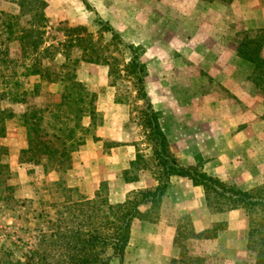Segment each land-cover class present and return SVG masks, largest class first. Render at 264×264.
<instances>
[{"label":"rangeland","instance_id":"obj_1","mask_svg":"<svg viewBox=\"0 0 264 264\" xmlns=\"http://www.w3.org/2000/svg\"><path fill=\"white\" fill-rule=\"evenodd\" d=\"M250 39L247 55L253 58L248 51L261 48L258 57L264 60V0H0V264H143L132 247L126 252V245L120 260L110 245L90 236L111 233L116 213L108 206L156 188L132 190L119 201L123 190L106 179L92 193L96 182L83 180L78 153L90 141H103L114 179L165 182L146 103L166 140V156L177 166L196 167L260 203L222 211L216 202L212 208L206 204L198 220L171 214L165 221L177 228L178 256L168 264H262L264 83L253 76L255 65L237 52ZM226 43L243 59L238 71L249 70L244 82L255 94L254 108L205 70L208 60L220 69L209 49ZM228 52L224 59L232 56ZM134 59L142 68H132ZM193 83L251 119L235 126L183 117L188 131L213 134L209 147L220 135L226 137L222 144L238 145L228 171L221 167L209 174L212 158L198 155L194 164L184 165L171 151L163 126L171 133L179 116L167 105L177 102L189 110L196 98ZM161 104L165 110H159ZM226 109L217 108L212 119H222ZM108 124L110 130L103 131ZM120 129L124 134L117 139L104 138ZM242 131L241 139H232ZM162 200L158 206L141 204L132 224L160 220Z\"/></svg>","mask_w":264,"mask_h":264},{"label":"crops","instance_id":"obj_2","mask_svg":"<svg viewBox=\"0 0 264 264\" xmlns=\"http://www.w3.org/2000/svg\"><path fill=\"white\" fill-rule=\"evenodd\" d=\"M232 49V56L227 59H224L226 53H229ZM210 55L215 56V59H220V69L216 68L214 63H211L208 60L206 64V72L213 78L219 79V83L228 90L231 89V93L241 100L243 103H249L252 101V106L254 108V97L255 94L252 92L251 88L246 86L244 82L248 77L249 70L246 74H242L238 71V65L242 64L243 59L237 56V53L233 51L232 44L224 45L222 48L209 49ZM215 50V51H214ZM217 50V51H216ZM215 52V53H214ZM232 62L231 65L229 64ZM225 60V61H224ZM245 66V65H244ZM251 70V67H249ZM234 75L240 78L235 79ZM233 76V79L229 78ZM162 84V83H161ZM190 85V91L196 92V98L191 97L189 102V110L183 109L182 106L178 105L176 102L167 105L168 108H172V114L179 116V121L174 125L173 131L170 133L163 126V121L167 119L166 112H164L163 121L161 125L163 126L164 133L169 140L171 151L177 155L178 160L183 161L181 163L185 164H194L198 155L208 156L212 158L209 162L208 170L206 171L209 174L216 172L215 170L223 168V170L228 171L233 168V152L234 149L237 151V146L233 142H224L222 144L224 135H220L217 138L216 145L211 147L208 146V142L215 141L213 134H208L206 136L204 129L201 132L188 131L189 129L185 128L182 124V120L186 117L188 121L193 118L197 119L198 123L206 122H216V123H234L235 126L244 124L245 122L251 123V119H246L244 112H231L229 111L228 101L225 99L214 100L209 92H204L200 85L193 83ZM231 84V85H230ZM163 89V84L161 85ZM247 99V100H246ZM228 104V105H227ZM166 105V104H165ZM159 110H165L164 106L158 105ZM222 107L227 108L224 112L222 119H212L215 114V110L221 109ZM252 108V107H251ZM253 114V112H250ZM184 117V118H183ZM205 124V123H204ZM111 124H108L103 128L108 130ZM117 129V128H116ZM236 130V127L234 128ZM233 129V130H234ZM198 130V129H197ZM111 135L104 136L105 139L115 140L120 134H124L120 129L118 131H110ZM221 133V132H220ZM99 134V133H98ZM219 134V133H218ZM245 135V132L240 133L234 132L233 140H239L242 136ZM99 136V135H98ZM175 147V148H174ZM103 141H90L84 146H81V150L78 154L81 156V161L83 162V180L88 179L91 183L96 182L95 186L91 189L92 193L97 190L99 184L103 180H111L113 184L120 187L122 192V198L119 201L124 200L125 195L132 191L138 189H154L158 186V179H149L148 181L141 180L140 185L138 182H129L124 184V181L114 179L116 169L111 165L112 158L103 154ZM237 149V150H236ZM178 150V152H176ZM225 159V160H224ZM126 167V166H124ZM127 168V167H126ZM169 184L166 190V193L163 196L161 216L158 221H148V222H134L130 229V237L127 243L126 252L129 248H133L137 258L143 264H168L170 261L178 256L176 249L174 248V238L176 236V226L172 223L165 221L166 218H169L171 214H189L193 220H198V216L206 207L204 190L198 185H194L192 181L188 178H183L180 176H171L169 179ZM138 183V184H136ZM77 185H80L77 183ZM163 219V220H161ZM195 222V221H194ZM195 226L201 227L200 221L194 223ZM201 229V228H200Z\"/></svg>","mask_w":264,"mask_h":264},{"label":"trees","instance_id":"obj_3","mask_svg":"<svg viewBox=\"0 0 264 264\" xmlns=\"http://www.w3.org/2000/svg\"><path fill=\"white\" fill-rule=\"evenodd\" d=\"M220 2H225L226 0H218ZM231 1V0H229ZM263 39V38H262ZM261 39V40H262ZM254 42V39H250L247 43L245 41H242L238 48L237 52L240 54L241 57L246 58L248 61H251L255 67L256 72H254V77L257 80V82L264 83V60L260 59L258 57V53L260 52L259 48L254 54V50H249V53H253V58L250 57V55H247L246 51V45L252 44ZM258 43L255 44V46ZM257 55V56H256ZM133 69L136 70V67L142 68V65L138 63V61H132L131 64ZM141 66V67H140ZM140 71V69H138ZM140 83H142V80H140ZM142 92V98H146V94L144 93V88H140ZM66 102H71L70 98H66ZM147 109L144 111V115L146 116V120L149 123V131L152 133V136L154 137L156 143L159 146V150L156 152L160 165L162 166V171L165 173V182L160 179L159 183L160 185L156 187L153 191H143V192H137L135 193L134 197L129 198L122 204H117L115 206H108L109 211H114L116 213V217L114 221H111L109 223L111 228V233L109 235H92L93 239L100 241L103 245H110L112 248V252L114 256H117L122 259L123 252L125 250V247L129 241L130 237V229L132 225V221L135 219L136 215L138 214V208L141 204H147L151 203L154 206H158L159 203L162 200L163 195L166 193L167 187H168V181L170 176L177 175L183 178L190 179L194 185L202 186L205 194V200L208 208H212V204L216 202V208L218 211L222 210H231L234 208H237V205H250L251 207L255 204H260L259 202H254L250 199V195L238 189L234 185H227L220 179L207 175L205 173H198V169L196 167H188L184 168L181 166H177L176 163L166 156V140L160 131V129L157 126L155 115L148 105L146 103ZM81 117V116H80ZM79 117V118H80ZM36 121H40L36 117L32 118V126H37ZM33 127H32V133H33ZM37 135V134H36ZM49 156L56 158L55 154L50 153ZM64 156V155H62ZM56 161V160H54ZM219 191H221L219 196ZM217 196V197H216ZM218 197H221V202L217 201ZM217 198V200L215 199ZM115 215V214H114ZM178 231V230H177ZM177 234V233H176ZM91 235V234H90ZM197 236H201V234H198ZM175 242V238H174ZM259 258L260 263L264 264V247H261L259 249ZM106 264V263H101Z\"/></svg>","mask_w":264,"mask_h":264}]
</instances>
